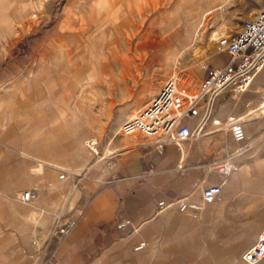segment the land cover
Returning a JSON list of instances; mask_svg holds the SVG:
<instances>
[{
    "label": "crops",
    "instance_id": "1",
    "mask_svg": "<svg viewBox=\"0 0 264 264\" xmlns=\"http://www.w3.org/2000/svg\"><path fill=\"white\" fill-rule=\"evenodd\" d=\"M56 112L0 115V264H42L52 227L70 217L77 223L56 250L59 264H246L249 243L236 244V236L248 224L264 225V70L244 92H224L213 105L220 120L242 117L250 143L242 151L229 131L207 123L179 148L161 151L141 134L117 130L94 157L83 151L81 126L67 123L64 108ZM198 119L186 121L193 128ZM219 184L217 199L199 212L157 209L181 197L200 203L201 189ZM26 191L35 193L28 203ZM124 218L130 224L117 229Z\"/></svg>",
    "mask_w": 264,
    "mask_h": 264
},
{
    "label": "rangeland",
    "instance_id": "2",
    "mask_svg": "<svg viewBox=\"0 0 264 264\" xmlns=\"http://www.w3.org/2000/svg\"><path fill=\"white\" fill-rule=\"evenodd\" d=\"M262 2L0 0V115L64 108L67 123L81 126L83 151L95 157L89 142L99 154L167 78L192 90L200 64L219 62L215 37L234 32ZM248 225L236 244L254 241L259 229Z\"/></svg>",
    "mask_w": 264,
    "mask_h": 264
},
{
    "label": "built area",
    "instance_id": "3",
    "mask_svg": "<svg viewBox=\"0 0 264 264\" xmlns=\"http://www.w3.org/2000/svg\"><path fill=\"white\" fill-rule=\"evenodd\" d=\"M214 51L223 56V62L200 64L203 75L192 90L179 85L175 76L167 78L143 107L121 122L118 133L121 136L141 134L151 140L157 151H161L166 144L179 148L183 141L201 134L206 124L210 123L217 130L229 131L234 142L242 143L237 151L247 149L250 143L245 141L242 117L227 115L220 120L213 115V105L216 98L224 92H244L254 76L264 70V0L260 8L243 19L234 32L215 37ZM198 114L199 119L191 128L186 120ZM95 145L94 141L88 144L98 155ZM232 153H236V149ZM218 171L225 174L227 168L221 165ZM63 176L61 174L60 178ZM219 192L220 184L206 186L201 189L200 203L181 197L168 202L159 201L157 209L175 204L181 212L196 213L202 209L203 204L216 200ZM34 197L33 191H26L21 200L28 203ZM76 223L77 218L70 217L62 223L54 224L50 238L42 248V264H59L55 259L56 250ZM129 224V220L124 218L116 223V228L123 230ZM142 246L143 242H139L134 249ZM241 258L246 264H257L264 260V225L254 241L243 251Z\"/></svg>",
    "mask_w": 264,
    "mask_h": 264
}]
</instances>
